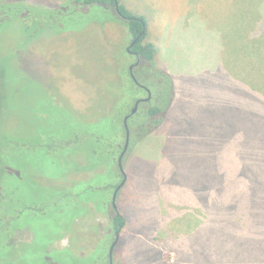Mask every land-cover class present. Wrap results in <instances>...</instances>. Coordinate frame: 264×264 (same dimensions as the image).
Listing matches in <instances>:
<instances>
[{"label":"rangeland","instance_id":"obj_1","mask_svg":"<svg viewBox=\"0 0 264 264\" xmlns=\"http://www.w3.org/2000/svg\"><path fill=\"white\" fill-rule=\"evenodd\" d=\"M4 1L63 12L72 6L70 0ZM224 1L230 7L232 36L244 41L247 33L264 20V0H215L221 7ZM211 3L214 0H119L130 14L146 21L145 42L156 47L154 61L161 72L160 65L175 71L177 64L189 61L193 51L196 54L195 44L177 46L178 41L198 40L196 34L182 35L177 29L190 24L186 17L197 7L207 9ZM106 9L96 5L84 13L77 11L69 24L62 25L68 30L63 33L50 26L37 34L36 29L23 31V23L5 22L0 26V141L5 135L35 140L32 136L61 129L66 130L63 137L67 139L72 131L69 121L94 124L101 118L108 120L102 133L97 131L106 148L113 140L125 139L122 121L134 100L146 96L128 87L126 71L135 63L126 53L131 41L128 29L111 8ZM106 16L113 19L106 21ZM247 19L246 25L241 24ZM231 32L221 34L222 50L224 44L229 47ZM206 56L203 52L200 58L195 57L197 62L189 64L201 96L198 105L185 107L181 103V115L174 109L170 123L146 137L142 136L146 121L141 116L128 125L129 145L122 159L126 181L115 202L125 226L113 251V264H164L170 256H176V263L186 264H264V151L260 146L264 114L258 104L257 121H247L256 108L253 99L241 96L233 102L223 87L216 91L214 76L204 63ZM219 63L223 73L229 65L221 57ZM251 65L247 62L239 66L248 72ZM149 71L147 68L151 81L154 73ZM136 79L147 87L146 78L142 80L138 74ZM48 96L55 105L68 108V115L50 116ZM182 119L189 127L182 126ZM78 149L87 154L84 146ZM72 154L64 155L65 162L59 166H53L51 158L21 153L13 154L6 163L8 170L0 178L4 196L0 217L5 219L0 230V264H46L50 253L61 247L48 244L53 241L63 242L62 246H68L66 250L78 260L93 258V264H105L114 239L110 227L114 190L102 186H117L121 175L117 164L106 167L114 155L110 152L105 151L100 157L105 162L89 173L82 172L87 165L85 157L83 160L81 154ZM6 160L0 158V164ZM108 173V178L94 184L101 189L83 193L80 188L77 202L92 204L85 218L74 221V214L68 212L60 222L55 210L46 223L18 217L23 204L38 199L39 187L50 191L85 187L79 184L95 174ZM239 173L244 174L242 186ZM221 187L228 188L223 193ZM233 197L242 198L239 206L246 233L230 216L232 209L225 206ZM65 200L69 205L71 201Z\"/></svg>","mask_w":264,"mask_h":264},{"label":"trees","instance_id":"obj_2","mask_svg":"<svg viewBox=\"0 0 264 264\" xmlns=\"http://www.w3.org/2000/svg\"><path fill=\"white\" fill-rule=\"evenodd\" d=\"M114 1L115 0H70L72 2V6L70 7L71 10H66V12L61 11L59 8L55 11L51 10H43L36 7H28L24 6L23 4L15 3V4H7L4 0H0V26H2L5 22H11L16 24L23 23L25 30H35L34 34L39 33L40 31H43L46 27L55 28V30H58L59 33H63L64 31H68L64 26V24H69L71 21V18L74 17L76 13L79 11H85L88 9H91L93 6L99 5L104 6L107 9L111 8L114 9ZM119 4V0H117ZM106 9V10H107ZM78 11V12H77ZM84 13V12H82ZM106 14V12H104ZM119 13L123 18H125L127 21L124 22L127 29L128 34L130 38H137V43L133 46L131 49L133 52L137 53L141 57V64L135 69L134 75L137 77L141 75L142 80H145L146 78L144 73H146L147 68H149V73H154V77L151 81H148L147 79V89H149L152 93V99H150L146 103H141L138 107L137 113L132 115L130 119L127 122V125L134 120L137 116H141L146 121V126L142 131V136L146 137L150 134H152L162 123L163 116L166 113L171 100L173 96V87L171 84V79L169 76L159 71L156 68L155 65V55H156V47L154 44L145 42V39L147 37V29H146V21L143 17L135 16L130 14L123 6L119 4ZM108 14V12H107ZM107 20H112V16H106ZM117 19V16H116ZM104 20V19H103ZM37 31V32H36ZM37 36V35H36ZM264 66V65H263ZM145 71V72H144ZM125 73V71H124ZM138 73V74H137ZM134 76V77H135ZM135 77V79H136ZM137 80V79H136ZM126 82L128 84V87L132 89L134 92L136 91H142V89L136 85L133 80L129 76L128 70L126 71ZM138 82V80H137ZM122 85H124V80L121 82ZM138 84L143 85V83L138 82ZM143 92V91H142ZM49 97V96H48ZM49 102V106L51 107L49 110V115L53 118H58L61 115H68L67 110H69L66 107H62L60 105H55L52 98H47ZM263 114H264V98H263ZM135 103H132L130 106V110L127 111L125 116H128L130 114V111ZM42 113V112H39ZM37 114V113H36ZM80 121V120H79ZM108 120L105 118H101L99 121H97L94 124H86V123H77L73 120L69 121L68 127L72 130L71 135L65 139L63 137V134H67L66 130L64 131L61 129L60 131H52L49 135L46 136H39L35 137L32 136L34 139H27L20 136H14V135H5L1 141H0V148H3V151L0 149V158L4 160L6 157L7 160L4 163L0 164V178L3 179V173H5V170H8L7 164L8 160L12 157L13 154L21 153V155H35L40 156L42 158L47 157L49 160L51 158V164L53 166H59L60 164H64L65 161H63V157L66 154L73 153L74 156L76 154H81L83 156V160L85 157L86 161V168H83V173H89L95 171L97 168H99L105 161L101 160V155L106 151L107 153L110 152L111 154H114L112 156V160H109L106 167H112L113 165L117 164L118 156L122 150L123 140L121 141H111L110 143L112 146L107 148L105 147V141L104 139L97 133H102V127L105 125ZM123 122V121H122ZM121 122V124H122ZM67 127V128H68ZM123 128V124H122ZM42 132L45 134V130H42ZM40 132V133H42ZM65 132V133H64ZM124 132V131H123ZM62 138H59L61 137ZM50 137V138H49ZM261 137H256L255 140H258ZM252 140V139H251ZM254 141V140H253ZM122 142V143H121ZM84 146L87 149V154H83L82 151H79L78 147ZM260 146L262 150L264 151V135L263 138H261ZM105 147V148H104ZM111 151H109V150ZM103 152V153H101ZM62 155V157L58 155ZM72 154V155H73ZM114 157V158H113ZM116 158V159H115ZM25 161V160H24ZM7 163V164H6ZM13 164V163H12ZM31 169L34 168L33 165L29 166ZM118 168V167H117ZM22 170H25V167H23ZM11 173H9L10 176ZM240 174L238 177V182L240 183V186H242L243 178H241ZM110 174H95L91 177H89L86 182L80 183L79 185H83L85 187H72V188H57L54 191H50L47 188L39 187L37 189V192L39 195H36L38 199L35 201H32L28 204H23L22 211L18 214L19 216H24L26 219L31 220H40L43 223L48 222L49 220L48 215L50 213H53L52 210L56 211V220L62 221L63 218L67 217L68 212H71L74 214V221L78 218H84L88 216V212L90 207H92V204L88 201L78 203L77 198L78 196H81L82 190L80 191V188H83V193H93L94 191H97V187L101 189L99 186H95L94 184L99 179H105L108 178ZM8 184V183H7ZM9 185V184H8ZM102 187H113V190L116 188V186L112 184H104ZM220 187H218L219 189ZM228 187H221V191L224 193L227 190ZM80 194V195H79ZM4 196L2 190H0V203H2ZM65 199L70 200L69 205H67ZM216 199H220V197L216 196ZM82 199H80L81 201ZM111 202V201H110ZM242 203V198L239 197H233L232 199L228 200L227 204L225 205L226 208L232 209L233 211L230 216H234V222L239 223L238 225L242 227L243 233L247 232V227H244V223L242 222V211L240 210L241 207L239 206ZM233 204L236 207H232ZM52 211V212H51ZM112 216L110 218V222L112 224V228L114 231H121L125 226V218L120 211L117 213L112 209ZM78 215V216H76ZM4 217V216H3ZM4 218L2 216L0 217V224L1 228L4 227ZM235 220H238L235 221ZM240 221V222H239ZM244 224V225H243ZM59 228L62 227V224L58 225ZM245 228V229H244ZM249 231V230H248ZM58 239L62 237H57ZM9 241V240H8ZM5 245H3L4 247ZM5 249V247H4ZM57 252V253H55ZM53 253H50L48 256V259L46 264H52L51 261L54 260V264H93L92 263L93 258H87L82 260H78L77 257L72 256L69 251L65 250H56ZM57 255V257H56ZM50 259V261H49ZM85 260L87 262H85ZM107 257L106 262L107 263Z\"/></svg>","mask_w":264,"mask_h":264},{"label":"crops","instance_id":"obj_3","mask_svg":"<svg viewBox=\"0 0 264 264\" xmlns=\"http://www.w3.org/2000/svg\"><path fill=\"white\" fill-rule=\"evenodd\" d=\"M230 4L231 1L228 5ZM237 4L241 5L239 2ZM224 5V7H221V4H216L214 0V3L209 4L207 9H201L202 6L197 7L192 15H187L188 17H186L190 24L185 26L182 25L177 29V32L182 35L184 33H190V35L194 37L196 34L198 38V40H188L184 43L178 41L177 46L180 48L185 45L193 47L195 44L197 52L195 54V51H193L188 62L186 60L181 65L177 64L175 71L170 68L167 69V66H159V68L169 76L173 83V97L163 116L161 125L154 132L158 133L167 123H170V119L172 118H170L169 115L173 114L174 109L175 111L177 110V115L182 114L180 109L184 108V106L181 107V103H184L185 107H193L198 105L201 101V96L198 94L199 90L195 88L193 83L195 72L190 68L189 64L197 62L195 57L200 58V54L203 52H206L207 55V59L204 61L205 66L214 76L213 85L216 91L218 88L221 89L223 87L224 92L227 94L226 96L231 97L233 102L241 100V96H248L253 99L256 103V108L247 121H257L258 104L261 106V111H263L264 40L262 35L264 34V20L256 24L254 31L249 28L248 30H251V35L250 32H248L244 41H239L236 37L232 36L233 32H231L232 30L230 27L233 25L228 15V8L230 7H226L225 1ZM247 21L248 19L245 22H241V24L246 25ZM228 31L231 32V36L228 38L230 40L228 44L229 47L224 44V49L222 50L221 41L223 38L221 34L224 32V35L227 36ZM203 35H207L208 39L203 40ZM207 50H209L210 53ZM220 57L226 65H229V67L227 66V70L223 73L220 68L221 62L219 63ZM247 62L252 64V70L244 72L243 68H240L239 65ZM231 112H233V107H231ZM182 121L183 127H189L184 119H182ZM175 260L176 256H170V260L164 264H186L176 263Z\"/></svg>","mask_w":264,"mask_h":264},{"label":"water","instance_id":"obj_4","mask_svg":"<svg viewBox=\"0 0 264 264\" xmlns=\"http://www.w3.org/2000/svg\"><path fill=\"white\" fill-rule=\"evenodd\" d=\"M114 10H115V12L117 14H120L119 13V4H118L117 0L114 1ZM135 44H136V41H134L132 43V45H135ZM131 79L133 80V82L135 84L139 85L133 75H131ZM145 91H147L149 97L147 99H142V100L140 99V100L136 101L135 104L133 105V108H132V110L130 112V115L125 117L124 121H123V126H124V131H125V141H124V146H123L122 152L120 153V155H119V157L117 159V167H118V170H119L120 175H121V182L117 186V188L114 190L112 198H111V206H112V209L116 213H117V207H116V204H115L116 196H117L118 192L121 190V188L124 186L125 181H126V177H125V174H124L123 169H122V159H123L124 155L126 154L127 149H128V145H129V128H128V125H127V121H128V119H129V117L131 115L136 113V111L138 110V106L141 103H146V102H148L150 100V98H151L150 92L147 89H145ZM119 235H120L119 232H117L115 234V238H114V240H113V242H112V244L110 246L109 253H108L109 258H110V262L112 260V254H113L114 248L116 247V245H117V243L119 241Z\"/></svg>","mask_w":264,"mask_h":264},{"label":"flooded vegetation","instance_id":"obj_5","mask_svg":"<svg viewBox=\"0 0 264 264\" xmlns=\"http://www.w3.org/2000/svg\"><path fill=\"white\" fill-rule=\"evenodd\" d=\"M113 11H114V13L116 14V16H117V19L118 20H120V21H122V22H126L127 20L125 19V18H123V16H121L120 14H117L116 12H115V10L113 9ZM130 44H129V46L126 48V53L129 55V56H131V57H134V59H135V63L134 64H132V65H130L129 67H128V72H129V76H130V78H131V75H133L134 76V71H135V69L141 64V57L137 54V53H135V52H133L131 49L133 48V46L134 45H132V43L134 42V41H136V43H137V41H138V37L137 38H130ZM132 45V46H131ZM149 69V68H148ZM143 76H145L146 78H147V72L146 73H144V75ZM137 85V84H136ZM141 89H142V91H143V93H144V95L146 96V98H143V99H147L148 97H149V95H148V93H147V91H145V89H147L145 86H143V85H138ZM149 92H150V95H151V98L150 99H152V93H151V91L149 90V89H147ZM142 100V98H139V100ZM138 101V100H137ZM136 102V101H135ZM139 107V106H138ZM133 108V107H132ZM132 110V109H131ZM131 112V111H130ZM136 113H137V111H136ZM135 113V114H136ZM130 115V114H129ZM128 115V116H129ZM134 115V114H133ZM132 116V115H131ZM130 116V117H131ZM127 117V116H126ZM130 117H129V119H130ZM128 119V120H129ZM128 122V121H127ZM124 141H125V139H124ZM123 146H124V142H123V145H122V149H123ZM121 152H122V150H121ZM120 152V153H121ZM120 155V154H119ZM119 157V156H118ZM120 184V183H119ZM118 184V185H119ZM117 185V186H118ZM117 186H116V188H117ZM66 187H68V186H66ZM115 188V189H116ZM114 189V190H115ZM114 192V191H113ZM113 195V194H112ZM110 204H111V202H110ZM81 218V217H80ZM85 218V217H84ZM112 226V224H111V222H110V227ZM111 229H112V231L114 232V238H115V234L117 233V232H119L120 233V231H114V229L111 227ZM66 236H65V238L64 239H66L67 240V234H65ZM70 240V239H69ZM114 240V239H113ZM48 244H52L53 245V247L55 248V246H57V245H61V247H56V249H59V250H65L66 248H68V246L67 247H63L62 246V244H63V242H61V241H53V242H49ZM69 249V248H68ZM109 249H110V247H109ZM109 249H108V253H109ZM108 253H107V260H108V264H113V257H112V260H111V262H110V258H109V255H108ZM112 256H113V254H112ZM49 261H50V259H49Z\"/></svg>","mask_w":264,"mask_h":264}]
</instances>
